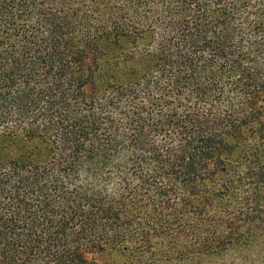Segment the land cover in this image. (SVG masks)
<instances>
[{
	"label": "trees",
	"instance_id": "1",
	"mask_svg": "<svg viewBox=\"0 0 264 264\" xmlns=\"http://www.w3.org/2000/svg\"><path fill=\"white\" fill-rule=\"evenodd\" d=\"M232 251L264 259V0H0V264Z\"/></svg>",
	"mask_w": 264,
	"mask_h": 264
},
{
	"label": "rangeland",
	"instance_id": "2",
	"mask_svg": "<svg viewBox=\"0 0 264 264\" xmlns=\"http://www.w3.org/2000/svg\"><path fill=\"white\" fill-rule=\"evenodd\" d=\"M197 264H264V259L259 261L255 260V258L246 260L243 258V253L240 254L238 252L232 251L221 257H216L212 260H205Z\"/></svg>",
	"mask_w": 264,
	"mask_h": 264
}]
</instances>
